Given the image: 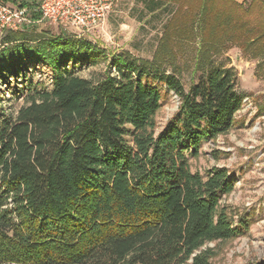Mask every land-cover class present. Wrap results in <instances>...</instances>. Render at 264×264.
I'll list each match as a JSON object with an SVG mask.
<instances>
[{
  "label": "trees",
  "instance_id": "16d2710c",
  "mask_svg": "<svg viewBox=\"0 0 264 264\" xmlns=\"http://www.w3.org/2000/svg\"><path fill=\"white\" fill-rule=\"evenodd\" d=\"M144 1L153 11L175 7L154 62L120 53L96 78L68 67L92 49L82 38L26 29L3 39L17 46L2 51L0 76H17L30 56L49 64L53 81L23 88L13 111L0 103V264H212L207 243L249 231L222 204L235 189L228 170L204 177L191 159L234 127L238 75L213 55L230 46L264 54V19L249 18L264 0ZM197 38L196 67L207 69L187 90L159 64L176 41ZM159 84L179 97L161 131Z\"/></svg>",
  "mask_w": 264,
  "mask_h": 264
},
{
  "label": "rangeland",
  "instance_id": "374dc122",
  "mask_svg": "<svg viewBox=\"0 0 264 264\" xmlns=\"http://www.w3.org/2000/svg\"><path fill=\"white\" fill-rule=\"evenodd\" d=\"M243 2L249 6L252 0ZM254 7L249 16L253 24L264 19V8ZM174 9L173 5H167L153 11L144 0H117L106 19L91 33L82 35L92 49L79 51L84 57L76 64L70 62L69 69L79 76L96 78L105 72L112 56L120 53L154 62L157 45ZM27 31L51 37L76 36L70 28L49 21ZM8 33L0 28V55L4 48L17 46L4 44ZM199 48V38L176 41L174 55L159 64L161 70L175 73L188 90L207 69L196 67ZM213 56L215 66L234 68L238 75L237 90L249 98V103L237 112L234 127L228 133L203 143L200 155L191 159L192 171L206 177L214 167L226 168L235 181V189L223 196L222 204L235 214L236 223L239 219L248 220L250 229L244 236L209 242L203 249L209 252L212 264H264V54L254 56L230 46ZM25 60L17 76H0V103L7 111L24 102L22 90L30 84L52 88L53 69L49 64L30 56ZM159 87L163 98L157 123L161 131L176 114L179 99L163 85Z\"/></svg>",
  "mask_w": 264,
  "mask_h": 264
},
{
  "label": "built area",
  "instance_id": "2783aa9c",
  "mask_svg": "<svg viewBox=\"0 0 264 264\" xmlns=\"http://www.w3.org/2000/svg\"><path fill=\"white\" fill-rule=\"evenodd\" d=\"M116 2L117 0H38L36 5L28 8L0 0V28L19 31L49 21L70 28L81 38L106 19ZM33 12H39L40 17L34 19ZM246 103H249L248 97H244L241 107Z\"/></svg>",
  "mask_w": 264,
  "mask_h": 264
},
{
  "label": "crops",
  "instance_id": "0c3cea01",
  "mask_svg": "<svg viewBox=\"0 0 264 264\" xmlns=\"http://www.w3.org/2000/svg\"><path fill=\"white\" fill-rule=\"evenodd\" d=\"M238 2H240V3H242L243 2V0H237Z\"/></svg>",
  "mask_w": 264,
  "mask_h": 264
}]
</instances>
